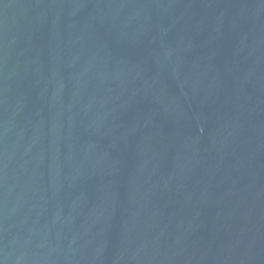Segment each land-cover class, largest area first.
Returning <instances> with one entry per match:
<instances>
[{
    "label": "water",
    "instance_id": "water-1",
    "mask_svg": "<svg viewBox=\"0 0 264 264\" xmlns=\"http://www.w3.org/2000/svg\"><path fill=\"white\" fill-rule=\"evenodd\" d=\"M0 264H264V0H0Z\"/></svg>",
    "mask_w": 264,
    "mask_h": 264
}]
</instances>
